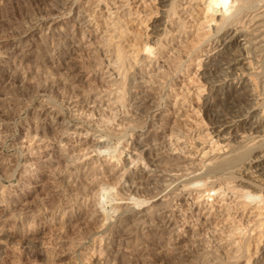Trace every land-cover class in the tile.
Returning a JSON list of instances; mask_svg holds the SVG:
<instances>
[{
  "label": "rangeland",
  "instance_id": "rangeland-1",
  "mask_svg": "<svg viewBox=\"0 0 264 264\" xmlns=\"http://www.w3.org/2000/svg\"><path fill=\"white\" fill-rule=\"evenodd\" d=\"M84 1L79 2L80 7ZM255 1V9L263 11L264 0ZM55 8L54 0H0V264H178L180 257L191 256L198 249L210 252L211 247L216 248L211 252H222L221 258L231 252L235 254L236 242L243 241L249 230L250 237H254L259 225V230L263 229L264 208H258L264 207V191L259 203L253 188L239 187V182H217L208 192L204 191L209 181L181 182L194 175L190 170L198 165L201 152L211 157L225 151L220 143L219 150L213 147L215 138L204 137L207 125L201 123L202 104L208 87L198 77L204 57H192L182 75L175 76L170 87L157 93L162 94L161 112L173 113L175 101L178 115L187 118L188 134L175 147L184 149L182 163L178 164L181 168L161 161L150 166L146 162H130L129 155L133 156L129 152L130 140L147 130L149 118L140 120L139 130L126 129L132 117L125 113V107L110 104L118 92L99 88L90 91L96 83L87 87L79 82L74 87L64 81L69 76L70 59L82 67L91 65L89 54L94 51L91 43L108 40L114 34L103 32L104 18L98 13L88 19L89 24L75 26L73 13L77 9L68 14L62 10L58 13ZM43 19H47L44 25L40 23ZM244 23L247 22L243 21L245 26ZM52 26L74 35L73 49L67 56H63L65 48L56 47L50 35ZM138 27L141 42L146 38L142 36L144 29ZM214 27L213 23L204 24L198 33L211 35ZM263 51L254 53V65L257 63L254 67L262 75L258 79L260 85L264 79V72L260 71L264 68ZM212 96L222 97L213 91ZM182 102L186 103L179 110ZM256 112L248 117L250 121L254 122ZM124 128L121 139L108 135ZM124 172L157 178L155 186L141 187L136 196H131L143 199L157 195L139 209L157 200L166 202L168 207L164 216L168 224L164 226L159 219L152 221L151 228L138 232L137 239L141 242L136 237L124 241L108 229L117 218L109 208L115 196L124 198L123 202L135 203L126 199L129 194ZM179 174L186 176L167 187L171 177L178 178ZM256 177L253 174L252 179H262ZM96 180L112 183L113 191L109 189L95 196L99 185ZM101 205L105 209L101 213L109 216L104 223L97 212ZM139 209L133 207L134 212ZM263 242L264 234L259 246ZM244 258L230 263L246 264ZM256 258L257 255L252 256L253 260ZM223 261L219 263L226 264Z\"/></svg>",
  "mask_w": 264,
  "mask_h": 264
},
{
  "label": "bare ground",
  "instance_id": "bare-ground-1",
  "mask_svg": "<svg viewBox=\"0 0 264 264\" xmlns=\"http://www.w3.org/2000/svg\"><path fill=\"white\" fill-rule=\"evenodd\" d=\"M79 2L81 0H54L58 13L59 10H62V12L69 14L77 9L76 13H73V15L75 14V26L89 24L87 23L88 19L93 18L98 13L100 17L104 18L103 32L114 34V36L108 37V40L98 41L96 38L97 40L91 43L94 46V51L89 54L91 65L88 63L87 66L84 67L83 65L82 67V65L70 59L69 76L65 77L64 81L68 80L67 82L74 87H78L79 82L82 83V86L87 87L92 84L94 86L96 83L98 87L95 85L90 91H96V88H99L118 92L119 95L113 98L114 102L110 103L111 106L121 105L125 107V113L132 117L126 125L119 123V126L122 124L126 126V129L135 130L140 126L141 119L145 118L147 120L149 118L147 120V130L130 140L129 152L133 154V156L129 155L131 156V159L129 158L130 162L134 160L141 163L146 162L148 166L158 161L175 165L182 163L180 162L183 158L181 153L184 149H175V147H177L176 142L181 139L185 140L183 138L188 134V131H186L187 118L184 117L185 121L181 114L178 115L176 106L178 104L175 101L171 108L172 110L175 109L173 113L168 110L161 112L159 105L162 94H160V97L157 93L158 90L159 92L160 90L163 91L166 86L169 85L170 87L172 85L173 78L180 74L183 69L185 70L186 64L190 63L192 57L196 56L198 59L204 57L203 68L198 76L201 77V82L208 87L206 89L208 91L207 96L202 104L204 118L201 119V123L206 122L207 125L204 137L206 139L210 136L215 138L216 141L213 147H216V150L221 148L225 151L221 155L214 154L211 157H207L206 152H201L202 157L197 163L198 165L196 167L191 165L193 168L188 169L194 175L190 177L187 174L189 176L187 178L184 174V176L179 174L178 178L171 177L167 187L182 178L185 179L181 182L185 183L190 181L204 184L205 181H209L207 183L209 187L204 192L214 189L217 182L223 181L226 184L239 182V187L253 188L252 193L255 194L254 196L259 199L258 202L260 203V199L263 197L261 195L260 198V194L264 191L263 183L261 184V182H264V79H262V85H260L258 79L262 75L254 67L257 64L254 65V53L261 52L264 49V10L258 12L259 9H255L256 4L253 3L256 1L85 0L83 7L79 6L81 5ZM216 13L219 14L215 15ZM61 14L60 16H62ZM46 21L47 19H43L40 23L44 25ZM243 21L247 22L244 23L245 26L242 24ZM209 23H213L215 26L213 33L211 35L199 34L198 31L202 26ZM138 26L144 29L142 36L146 38L141 42L139 41L140 35L137 32ZM50 31V35H52L57 45L56 47L65 48L63 56L69 54L73 49L71 44L74 35L72 36L66 30L54 28L53 26ZM239 38H242V40L239 41ZM126 48L130 49L126 50ZM144 52L146 54H143ZM256 58L258 59V57ZM263 70L264 68L260 71L264 72ZM85 75H88V78L86 77L83 80ZM94 79H99V81L95 82ZM130 90H134V92L132 93ZM212 91L217 92L218 95L221 94L222 97H213ZM230 93H233V95ZM186 102L179 104V110L181 105ZM198 110L196 111L198 112ZM254 112H256L253 115L255 119L252 122L248 117ZM123 116L125 115L123 114ZM116 131L107 134L110 137L114 135L123 138L125 128L124 131L120 130L115 134ZM219 143L220 148L217 149ZM173 151H176L175 154H172ZM188 164L185 167H188ZM178 166L181 168L180 165ZM172 171L174 172V170ZM199 171L201 173L196 175L195 172ZM124 174L127 181V184H125L127 185V188L125 187L126 193L129 194L126 199L128 201L133 200L132 202L135 200V203L123 202L122 199L124 198L115 196L110 201L114 203L109 208L112 213L117 214V218L109 224L108 229L116 237L123 238L125 241L140 237L139 231L151 228L150 223L154 220H162L163 225H167L168 221L164 220V216L168 207L166 209V202L162 200L158 202L157 200L151 201L148 207L139 209L141 205L149 203L157 195L143 199L131 196H136L137 190L141 187L151 188L150 186H155L157 178L151 175L142 177L141 173L132 175L124 172ZM253 174L262 179H258L259 181L252 179ZM104 181H99L95 192L97 195L95 196H98L101 192L103 195L104 192L111 189L113 191L114 186L112 183L108 185ZM111 198L109 197V200ZM139 200L140 203L136 202ZM133 207H138L139 210L134 212ZM98 208L99 218L101 216V222L104 223L109 219V216L107 217V215L101 213V210H105L102 205ZM263 208L259 207L258 209L262 210ZM260 228L261 225L258 226V232L254 237H250L249 230L243 241L236 242L235 254H239L237 256L234 252L233 254L231 252L227 257L223 258L222 256L221 258L219 251L218 254L211 252L215 248L211 247L210 252L208 248V252H202L201 249H198L191 256L184 255L180 257L178 264H199L200 262V264H218L222 259L226 264H231L244 257L246 264H264V242L259 246L264 234V226L263 229L259 230ZM139 242L141 241L139 240ZM220 254L222 255V252ZM226 254L228 253H225V256ZM207 255L210 258L206 257ZM253 255H257L256 260L252 259Z\"/></svg>",
  "mask_w": 264,
  "mask_h": 264
}]
</instances>
